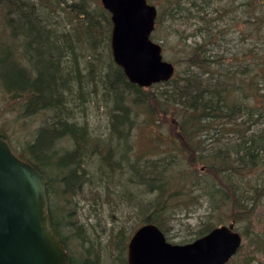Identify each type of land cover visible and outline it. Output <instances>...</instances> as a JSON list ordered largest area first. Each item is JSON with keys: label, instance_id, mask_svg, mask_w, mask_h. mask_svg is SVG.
<instances>
[{"label": "trees", "instance_id": "trees-1", "mask_svg": "<svg viewBox=\"0 0 264 264\" xmlns=\"http://www.w3.org/2000/svg\"><path fill=\"white\" fill-rule=\"evenodd\" d=\"M63 2L38 0L37 7L34 0H0L4 31L25 40L35 68L31 72L13 60L9 63L6 57L16 48L0 37V88L10 98V112L49 114L48 122L25 144L27 154L14 148L44 175L51 224L70 254V264H127L123 231L104 228L102 234L78 210L77 196L91 183L116 203L137 208V226L153 222L168 238L174 212L189 211L194 198H202L200 205L206 203L209 212L190 240L226 222L224 216L236 226L239 221L252 222L264 203V56L242 52L223 62L214 53L206 55L204 39L188 54L186 74L175 71L162 82L171 84V90L148 98L144 87L129 82L114 61V66L104 62L109 24L101 22L102 15L85 1L68 4L81 17V25L66 28L54 15ZM103 15L110 23V13L103 10ZM85 43L90 57L84 54ZM100 93L108 114L105 138L80 121L91 98L100 99ZM148 101L158 107L167 102L169 106L161 109L164 114L180 111L166 148L155 157L131 144L138 114L153 113L154 105L143 109ZM64 136L73 147L61 151L56 145ZM199 136L202 143L194 147ZM194 185L199 188L196 194ZM71 240L79 243L76 255ZM103 256H110V261H103Z\"/></svg>", "mask_w": 264, "mask_h": 264}, {"label": "rangeland", "instance_id": "rangeland-1", "mask_svg": "<svg viewBox=\"0 0 264 264\" xmlns=\"http://www.w3.org/2000/svg\"><path fill=\"white\" fill-rule=\"evenodd\" d=\"M34 1L38 3V0ZM63 1L65 3H61V12L54 13V15L58 25L64 24L66 28L74 29L81 25V17L77 16V13L68 4L85 1L90 9L94 8L102 15V18H99L103 19L101 22L106 25L109 24L107 46L105 45L106 51H103L102 57L105 63L108 60L109 63L113 62L110 46L112 22L107 23V18L103 15V10L106 11V9L101 0ZM153 1L158 6L160 13L158 17L160 19L151 38L161 44L164 58L175 64L176 75L183 77L186 74L188 54L192 52L195 43L204 41V39L207 41L206 55L211 56L214 53V57L222 59L223 62L233 61L234 56L241 55L242 52L247 57H251L255 53L259 57L264 56V0ZM179 2L182 5L177 7ZM173 9L175 11L172 14L170 10ZM4 23H6L4 7L1 6L0 37L1 39L7 38V41L15 40L16 37L10 31H4ZM258 31L261 32L258 33ZM85 44L83 47L85 50L84 54L90 57L88 44ZM171 87V84L159 83L158 86L144 87L143 93L145 92L144 96L149 98L151 94H160L166 90H171ZM4 94V91L0 88V133L4 134L19 151L27 154L24 149L25 144L32 141L39 125L48 122L49 114L40 113L29 116L25 113L10 112L11 101ZM91 99V102L85 108L86 117H80V121L88 123L93 130V134L105 138L107 136L108 114L101 98V93L100 99L98 96ZM147 103L148 107L143 108L144 111L150 110V107L154 105V101H148ZM167 106H169L167 102H160V107L156 106V104L152 106L154 108L152 114H147L146 112L138 114L139 126L132 130L131 133V144L132 146H138V152L146 150L150 156L155 157L156 152L160 155V152L166 148V144L169 141L168 137L170 136L169 132H171L170 129L174 128L172 125H177L178 112H180L173 114L168 110L167 114H164L161 109ZM148 118H152L150 122ZM230 134L231 137L235 136L233 133ZM201 143L199 136L194 142V147H199ZM205 143L208 145L209 140L205 141ZM56 146L62 150L71 149L73 143L65 136L58 141ZM38 148L41 151L43 149L41 145ZM129 148L131 149L132 147ZM192 188L195 191L194 194L199 190L196 185ZM77 198L79 200L78 210L83 220L87 218L90 223L95 224L98 231L102 234H105L104 228L121 229L126 244L133 229L141 222V214H139L137 208L124 207L116 203V199L112 200V197L105 195L103 191L99 193V189L92 183L87 185ZM201 201L202 198H194V203L189 211L179 210L174 212V218L170 221L166 232L172 242H186L195 236V231L198 230L200 224L204 221L203 219L206 218L205 214L209 212L206 203L200 205ZM224 218L226 219L224 223L232 220L231 218L227 219L226 216ZM236 228L245 235L243 234L240 249L226 264H264V203L258 207L252 222L239 221ZM105 239L103 237V244H105ZM70 245L76 255L79 243L75 244L74 240H71ZM102 258L105 262H109L111 259L110 256H103Z\"/></svg>", "mask_w": 264, "mask_h": 264}, {"label": "water", "instance_id": "water-1", "mask_svg": "<svg viewBox=\"0 0 264 264\" xmlns=\"http://www.w3.org/2000/svg\"><path fill=\"white\" fill-rule=\"evenodd\" d=\"M111 14L114 61L131 83L168 81L175 66L150 35L156 7L147 0H101ZM42 173L0 136V264H70V254L51 224ZM242 244L234 222L218 225L186 243L167 240L153 222L136 228L127 264H226Z\"/></svg>", "mask_w": 264, "mask_h": 264}, {"label": "bare ground", "instance_id": "bare-ground-1", "mask_svg": "<svg viewBox=\"0 0 264 264\" xmlns=\"http://www.w3.org/2000/svg\"><path fill=\"white\" fill-rule=\"evenodd\" d=\"M36 6L37 7H39V5L36 3ZM156 8H158V6H156V5H154ZM23 41H25V40H13V41H6V43H5V45H8V47H10V45H13L14 46V48H16V49H14L15 51H12L11 53H9L8 55H7V59L9 60V63L10 62H15V63H17L18 65H20V66H22V67H25V68H27V70H29V71H31V72H34L35 71V68H34V66H33V64H32V62L30 61V59H29V57H28V55H27V53H26V50H25V42H23ZM5 45H3V47L5 46ZM8 49L9 48H6V51H8ZM161 53H162V51H161ZM4 55V51H0V58L2 57ZM162 56H163V59L164 60H167V59H165L164 58V55H163V53H162ZM13 60V61H12ZM167 61H169V60H167ZM170 62H172V61H170ZM65 137V136H64ZM67 137V136H66ZM57 149H59L58 148V146H57ZM61 151H63L62 149H60ZM64 150H67V149H64ZM40 171V170H39ZM41 172V171H40ZM42 173V172H41ZM43 175V174H42ZM43 177H44V175H43ZM44 180H45V178H44ZM235 229L237 230V228H236V226H235ZM239 231V230H238ZM240 232V231H239ZM241 234H242V232H240ZM243 235V234H242ZM166 236V235H165ZM166 238H167V240L168 241H170V242H172L171 240H170V237L168 238L167 236H166ZM173 243H175V242H173Z\"/></svg>", "mask_w": 264, "mask_h": 264}, {"label": "flooded vegetation", "instance_id": "flooded-vegetation-1", "mask_svg": "<svg viewBox=\"0 0 264 264\" xmlns=\"http://www.w3.org/2000/svg\"><path fill=\"white\" fill-rule=\"evenodd\" d=\"M148 2L151 3V4H153V5H155V4H154L155 2H154L153 0H148ZM157 14H158V16H159V14H160L159 11H158V8H157Z\"/></svg>", "mask_w": 264, "mask_h": 264}]
</instances>
